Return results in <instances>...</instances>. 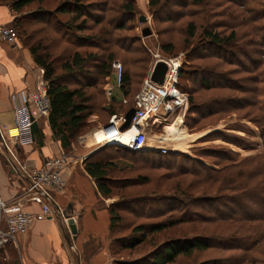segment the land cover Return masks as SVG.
<instances>
[{
  "label": "rangeland",
  "instance_id": "374dc122",
  "mask_svg": "<svg viewBox=\"0 0 264 264\" xmlns=\"http://www.w3.org/2000/svg\"><path fill=\"white\" fill-rule=\"evenodd\" d=\"M127 1L129 0H87L85 4H90L91 11L87 14L85 28L84 22L80 24L84 28L82 30L75 31V28L69 27V34H64V23L70 21L72 15L57 13L66 0L34 1L21 12L34 11L27 19L22 20V26L17 27L13 19L7 24L16 31L13 42H21L29 51L30 45L40 46L41 52L45 49L54 62L56 75L65 76L70 85H76L77 79L76 75L65 72L62 68L67 55L79 51L88 59L83 69L88 71L95 84L85 86L84 90L93 113L72 138L67 152L83 161L85 155H90L102 146L109 147L106 152L97 154L109 153L120 167L110 173L115 184L112 196H107L109 204L113 201L125 202L132 198L131 200L137 202L146 199L151 205L150 208L147 203H143L142 206L138 203L129 206L123 204L118 209L121 217L119 225L113 224L111 231L109 205H106L109 225L105 239L108 240L107 248L114 264H150L153 259L152 253L156 249H161L168 242L186 241L192 237L207 239L209 237L210 244L205 249L193 250L188 255L179 254L167 264H251L250 257L244 260L243 253L239 250L241 247H235L246 241L248 243L250 239L245 236L253 232L258 233V243L248 255L256 258L257 262L253 264H264V218L252 220L243 216L244 218L237 220L232 216L220 217L233 215L237 218L242 214L261 210V194L264 193L263 158L259 159L258 155L256 159H246L243 168L232 167L231 179L228 170L224 172L216 169H209L215 177L209 175L204 179L205 173L194 174L198 172L196 170L202 168L184 157V154L194 156L219 168L227 163L230 157L234 158L231 151H235L239 158L251 157L258 153L264 156V138L259 127L264 125L260 123L263 112L261 113L258 106L259 100L256 103L257 99L262 97L256 89H252L257 86L264 90L262 32L256 34L257 38L252 44L244 43L245 41L239 37L233 46L227 48H212L202 36L199 37V34L196 35V39L186 43L187 21L192 19L196 21L198 31L207 25H202L205 19L199 15L200 5L192 4L190 0H160L159 4L153 7L149 4L150 0H133L134 9L130 13L124 11L123 6ZM216 1L219 5L215 6L216 15L211 21H214L215 25L221 23L217 27L222 30L235 28L240 36L244 29L249 28L248 26L253 27L264 21V18L257 22L246 20V17L256 12L255 9L264 8V0ZM247 7H252L253 13L250 14L246 10ZM38 8L49 10L54 15L48 16L50 18L48 19L45 14L37 12ZM141 15L146 16L145 21L139 19ZM41 18L52 25H45ZM82 19L80 18L77 23ZM118 24L123 26L118 27ZM145 26L151 29L147 35L142 33ZM110 31L113 33L112 36L109 35ZM134 39H137L142 53L122 48V44L126 46ZM89 41H95L96 44L91 45ZM163 45H169L171 50L164 49ZM157 53L161 56L181 57L182 74L179 76V87L186 91L188 96L185 107L176 110L174 114L160 111L156 122L152 119L146 121L148 147L145 149L135 150L114 143L109 145L93 143L91 136L94 130L111 121V114L108 111L114 110L115 113L122 115L136 102V94L141 89L143 79L148 74ZM110 54L113 60L110 73L107 75L102 69L106 62L105 58ZM145 56L147 60L144 62L141 58ZM115 61L121 64L122 73L124 70L130 77L125 94V89L120 84L122 81H118L115 74L113 67ZM41 68L43 67L40 66V71ZM215 70L220 72L219 76L214 73ZM41 73L42 76L39 78L44 79V68ZM256 76L260 77L262 83L260 80L255 81ZM87 78L78 76L80 80ZM204 79L209 82V86L203 83ZM189 96L192 97L191 100ZM243 115L249 119L243 118ZM39 120V118L36 120L38 128ZM176 120L188 133L187 142L183 146L170 140L158 142L156 138L159 135L172 134L169 126ZM213 130L215 133L207 136L206 133ZM46 133L50 135L48 130ZM225 134L235 135L233 136L235 140L228 136L225 139ZM51 139L52 145L55 142L52 133ZM161 145L166 147L165 152L161 153L157 149ZM128 151H133L134 154ZM238 172H243V175H237ZM162 196L169 200H161ZM228 199H234L236 202L230 203ZM168 205L174 206L168 208ZM182 215L186 216V221L167 225L154 233L148 228L143 230L138 228ZM110 242L114 253L109 249ZM238 259L243 261L236 263Z\"/></svg>",
  "mask_w": 264,
  "mask_h": 264
},
{
  "label": "trees",
  "instance_id": "16d2710c",
  "mask_svg": "<svg viewBox=\"0 0 264 264\" xmlns=\"http://www.w3.org/2000/svg\"><path fill=\"white\" fill-rule=\"evenodd\" d=\"M5 1L9 6L12 12L15 13V17H13L14 23L17 25V27L22 26V20L27 19L30 15H32L34 13V11H27L25 13H21L24 11L25 6L29 5L30 3L37 1V2H41L42 0H0V2ZM191 3L197 5V6H201L200 9V17L203 16L204 17V21H202V25H204V27H202L201 31H198L199 26L197 25L198 23L196 21L189 20L187 21L186 25H185V31L187 34V39H185L186 43L190 42L192 39H196V35L199 34V37L202 36V38L205 40V42L207 41L209 46L216 47V48H227V47H231L233 46L234 42L236 40L239 39V37H241L246 43V44H252L255 42L257 35L260 32L261 33V37L264 38V21L260 22L258 24H256L255 26L251 27L248 26V29H244L243 33L239 36L237 34V30L235 28H230L229 30H225V29H220L217 26L220 25L216 24L214 21H211V19L213 17H215L216 15V11H215V6H218L219 3H217L216 0H190ZM213 1V3H212ZM216 1V2H215ZM87 2V0H66V3L64 4V6L60 7L58 9L57 13H64V14H69L70 17V21H67L66 23H64V34H69V30L68 28H75L74 30L76 31L78 30H82L85 28V24L86 21L88 19V13L91 11V6L90 4H85ZM160 0H150L149 4L153 7L157 6L159 4ZM124 11L125 12H132V10L134 9V2L133 0H129L124 4ZM245 8V7H244ZM38 13L42 14V15H46V18L50 19L48 16H52L54 15L53 12L51 11H44V9H37ZM246 10L251 14L253 13V8L252 7H247ZM256 12L252 15H249V17H246V20H253V21H258L259 19H263L264 18V8L262 9H255ZM36 11V10H35ZM36 13V12H35ZM17 14V15H16ZM222 14L224 15V12H222ZM234 14V13H233ZM55 16H57V14H55ZM80 18H83L80 23H77L79 21ZM42 22H44L45 25H49L51 26L52 24H50L49 21L47 20H42V18L40 19ZM251 21V22H253ZM71 24H70V23ZM84 22V28L81 27V23ZM246 24V23H243ZM122 24H118V27H122ZM66 29H67V33H66ZM251 30V31H250ZM112 32L110 31L109 35L112 36ZM107 39H109V37H106ZM89 39V38H88ZM112 40V37L110 39V42ZM119 41H121L119 39ZM91 45L96 44L95 41H89ZM122 44V43H121ZM126 44V43H124ZM122 48L126 49L127 51H132V52H141V47L138 45L137 43V39L132 40L131 42L128 43V45L124 46L122 44ZM163 48L166 50H171L170 46L168 45H163ZM41 47L40 46H35V45H30V51L33 54V58L35 60V62L42 66L44 68V79L47 81V92H48V96L50 98V109H49V113H48V122L49 125L51 127L53 136L57 139L60 140V143L62 145V147L67 151L70 148L71 145V141L72 138H74V136L83 128V126L86 123V119L93 113V111L90 109L89 107V103H88V96L85 93V86L87 85H94L95 84V80L91 77V75L88 73V71H85L86 69L84 68V65L88 63V59L87 57H83L82 53H80L79 51H74L71 52L69 55H67V58L64 60V65H62V68L64 69L65 72H68L73 75H76V85H70V83L66 80L65 76L64 77H60L56 75V69L54 66V62L52 61V59L47 55L45 49H43V51L41 52ZM242 51V50H240ZM45 52V53H44ZM145 58V59H144ZM98 59V58H97ZM96 59V60H97ZM113 60V56L110 54L108 57L105 58V63L103 65V69L102 71L105 74H109L110 73V69H111V61ZM141 60H144V62L147 60V57H142ZM144 64V63H143ZM210 73V72H209ZM216 75H220V72H217L215 70ZM181 69L179 68L178 70V82L177 85L179 86V76L181 75ZM211 74V73H210ZM81 75L84 77H88L87 79H83L80 80L78 79V76ZM64 78V81H63ZM255 81H259L260 77L257 76L254 78ZM66 81V82H65ZM121 86L123 85V89H125L124 94L126 92V87L127 85L130 83V77L129 75H127L126 72L122 73L121 76ZM260 83H262V81H259ZM203 83L206 86L208 85V81L207 80H203ZM214 85H217L215 83H213ZM222 85V84H220ZM231 86V85H230ZM253 90L256 89L257 92H259V96H261L262 98L257 99L256 103L259 100L258 106L261 110V115L263 118H260V123L264 124V110L263 106H264V90L259 89L257 86H254V88H252ZM191 96H189V100H191ZM133 105V104H132ZM131 105V106H132ZM130 106V107H131ZM128 107L125 112L130 108ZM109 114H113L115 113L114 110H110L108 111ZM242 117V115H241ZM243 118L249 119L247 118V116L243 115ZM242 123V122H241ZM243 125L246 126L245 123H242ZM260 129H261V133L263 134V138H264V125L261 127L259 125ZM218 132H223V131H218ZM214 130L211 131V133H206L207 136H210L211 134H214ZM205 134V135H206ZM204 135V136H205ZM226 135V134H225ZM232 138V140H235V135L230 136V135H226L224 136L225 139H227L228 137ZM35 141L38 145H41L43 143V133L40 130L36 131L35 134ZM104 145H109V144H104ZM107 146H102L99 149L95 150L93 153H91L90 155L86 156L83 159V166L85 168V170L94 178L95 182H96V186L98 191L101 193V195H103L104 197H110L112 196L113 193V186L115 184V182L113 181V178H111L112 176L110 175V173L115 170L118 169L120 167L117 166V164L115 163L113 157L109 154V153H105L104 155H97L100 152H106L107 150ZM126 151V150H124ZM130 154H134L133 151H128ZM234 155L233 156L230 154V157L228 162L225 163L223 166L219 167V168H215L211 165H209L208 163H206L205 161H203L202 159H199L197 157H191L189 155L184 154V157L190 159L192 162L195 163V165H199L200 168H202L201 170H196L198 171L197 173H194L196 175H198L199 173L203 172L205 173L204 179H207V176H213L215 177L214 174H211L209 172V169H216V170H220L227 172L230 174V179L233 175L232 171V167L235 168L234 166H240V168L245 167V160L248 158H255L256 156L259 155V159L263 158L264 160V156L258 154L252 155L251 157H243V158H239V155L235 152V151H231ZM162 153V152H161ZM252 174V173H250ZM237 175H243V172H238ZM249 175V174H248ZM247 175V178L249 177ZM142 198V197H140ZM132 199V198H131ZM125 200V202L123 201H113L109 204V213H110V225H109V231H111V229H113V224L119 225L118 222H120L121 217L119 215V211L118 209L124 204L132 205L133 203H138L139 206H142L143 203H147L149 204L150 208L151 205L149 202H147L146 199H141V202H137L135 200ZM161 200L167 199V197L165 198V196H162V198H160ZM223 199V198H222ZM261 199H262V208L261 210H254L257 211L255 213H245L242 214L240 216H238L237 218H235L233 215H228V213H221L223 215H228V216H222L220 215V217L222 218H231L229 216H232L234 219L240 220V218H244L243 216H246L247 219H257V218H264V193L261 194ZM227 201H231L232 203H235L236 201L234 199H228ZM230 202V203H231ZM226 204V203H224ZM170 207L174 206V205H168ZM186 216H179V217H170V218H166L163 219L161 221H157L155 223L146 225V226H140L138 227L139 229H146L148 228L151 232H157L160 231L162 229H164L167 225L170 224H175L177 222H183L186 221L185 220ZM188 218V217H187ZM115 228V227H114ZM264 228V226H263ZM258 233L253 232L252 234H247L245 237H247L249 240V242L247 243L244 242L242 245L240 246H236L237 247H241V252L243 253V258L244 260L247 259L248 257H250V263L253 264L255 262H257L255 257H252L250 254L248 255V252L251 251V249L256 247V244L258 243L257 237ZM253 238V239H252ZM256 238V239H254ZM222 241V240H221ZM210 238H201V237H192L187 239L186 241H171L170 243L168 242V244H165L164 246L161 247V249H156L155 251H153L152 256L153 259L151 260L150 264H167L171 261H173L177 255L179 254H190L193 250H198V249H205L210 243ZM227 242V240H226ZM111 244L112 242H110L109 244V249L111 251H113V253L115 252V250L111 249ZM1 250V249H0ZM110 251V252H111ZM112 254V252H111ZM115 261V259H114ZM117 261V260H116ZM243 261V259H238L236 261V263ZM214 264H221V263H214Z\"/></svg>",
  "mask_w": 264,
  "mask_h": 264
},
{
  "label": "crops",
  "instance_id": "0c3cea01",
  "mask_svg": "<svg viewBox=\"0 0 264 264\" xmlns=\"http://www.w3.org/2000/svg\"><path fill=\"white\" fill-rule=\"evenodd\" d=\"M13 17L9 5L0 2V25H7ZM39 76H42L40 66L29 49L21 42L12 43L0 37V128L9 140L16 139L12 95L33 90ZM39 119L37 130L43 133V143L38 145L34 139L21 147V155L40 162L49 156L66 153L64 187L54 194L64 216L54 214L34 220L16 241L0 250V264H114L105 239L109 199L99 193L94 178L85 170L80 158L69 154L54 136L55 142L50 144L52 130L48 115ZM9 172L6 159L0 153V197L5 200H12L22 192L21 183ZM26 209L37 211L39 205L29 202ZM68 217L75 219V233L70 230Z\"/></svg>",
  "mask_w": 264,
  "mask_h": 264
},
{
  "label": "built area",
  "instance_id": "2783aa9c",
  "mask_svg": "<svg viewBox=\"0 0 264 264\" xmlns=\"http://www.w3.org/2000/svg\"><path fill=\"white\" fill-rule=\"evenodd\" d=\"M0 37L13 42L16 31L8 25H0ZM155 56L148 74L143 79L141 89L136 94V102L133 104L135 109L129 124L121 127L126 120L125 112L122 115L113 113L110 123L101 128L105 132L112 128L115 130L110 134L103 132L100 137L93 139V143H114L135 150L145 149L148 147L146 121L152 119L156 122L160 111L174 114L176 110L185 107L188 102L187 93L177 85L181 57L161 56L160 53ZM158 59L164 60L167 64L162 83L155 82L150 76ZM113 67L120 81L121 64L115 61ZM13 102L16 139L9 140L0 128V153L6 159L10 175L21 183L22 192L12 200L0 197V249L7 243L16 241L18 235L26 232L34 220L48 218L54 214L64 216V211L55 200L54 194L64 187L63 169L68 163L67 155L64 153L52 155L37 162L33 157L22 156L20 151L21 147H26L34 141L31 131L33 120L49 112L50 98L46 80L39 78L36 87L26 94L14 93ZM159 147L161 152L167 150L164 145ZM29 202L37 203L39 209L37 211L26 209Z\"/></svg>",
  "mask_w": 264,
  "mask_h": 264
},
{
  "label": "water",
  "instance_id": "95a60500",
  "mask_svg": "<svg viewBox=\"0 0 264 264\" xmlns=\"http://www.w3.org/2000/svg\"><path fill=\"white\" fill-rule=\"evenodd\" d=\"M139 19L141 21H145L146 20V16L145 15H141L139 17ZM151 32L150 27L145 26L142 28V33L144 35H147ZM167 71V64L164 60L162 59H158L152 69L151 72V79L154 80L157 83H162L164 81V77H165V73ZM134 106L132 105L126 112H125V122L122 124L121 127H125L127 124H129L131 116L134 112ZM38 129V122L36 120H33L32 124H31V131H32V135L33 138L35 139V132ZM67 223L70 227L71 232H76L77 228H76V222L75 219L73 217H68Z\"/></svg>",
  "mask_w": 264,
  "mask_h": 264
},
{
  "label": "bare ground",
  "instance_id": "6f19581e",
  "mask_svg": "<svg viewBox=\"0 0 264 264\" xmlns=\"http://www.w3.org/2000/svg\"><path fill=\"white\" fill-rule=\"evenodd\" d=\"M179 116H181V115H179ZM169 127H170L169 129L172 130V134H169V135H166V136L159 135L156 138L157 141L160 142V143H162L164 141L170 140V141H174V142L179 143L180 146H183V144L185 142H187L188 136H189L188 133L186 132L185 128L182 126L181 123L180 124H177V120L174 123H172ZM114 130H115V128H112L110 131H106L105 132L103 128L99 127L96 130H94V132L92 133L91 138L92 139H95L96 137H100L103 132L105 134H110ZM166 130L168 131L167 128H166ZM112 135H115V134H112Z\"/></svg>",
  "mask_w": 264,
  "mask_h": 264
}]
</instances>
